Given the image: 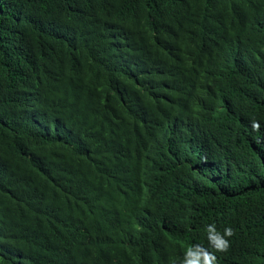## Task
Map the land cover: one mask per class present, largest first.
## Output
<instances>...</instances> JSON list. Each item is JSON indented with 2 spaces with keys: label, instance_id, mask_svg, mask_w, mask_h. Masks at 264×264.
Instances as JSON below:
<instances>
[{
  "label": "trees",
  "instance_id": "obj_1",
  "mask_svg": "<svg viewBox=\"0 0 264 264\" xmlns=\"http://www.w3.org/2000/svg\"><path fill=\"white\" fill-rule=\"evenodd\" d=\"M0 264H264V0H0Z\"/></svg>",
  "mask_w": 264,
  "mask_h": 264
}]
</instances>
